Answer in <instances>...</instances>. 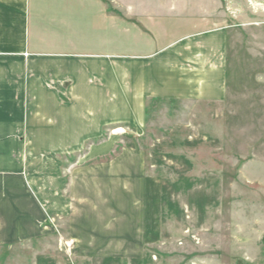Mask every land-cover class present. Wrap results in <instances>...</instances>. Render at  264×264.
<instances>
[{
	"label": "rangeland",
	"instance_id": "rangeland-1",
	"mask_svg": "<svg viewBox=\"0 0 264 264\" xmlns=\"http://www.w3.org/2000/svg\"><path fill=\"white\" fill-rule=\"evenodd\" d=\"M94 5L109 17L94 38L109 55L110 111L139 103L124 98L129 85H150L124 67L152 64L171 96L146 99L142 126H103L108 140L81 152L0 140V182L20 184L0 219V264H264V0Z\"/></svg>",
	"mask_w": 264,
	"mask_h": 264
},
{
	"label": "crops",
	"instance_id": "crops-1",
	"mask_svg": "<svg viewBox=\"0 0 264 264\" xmlns=\"http://www.w3.org/2000/svg\"><path fill=\"white\" fill-rule=\"evenodd\" d=\"M104 13L94 0H0V140L24 144L37 140L80 142L63 151L81 152L82 142H104L108 138H103V126H142L146 99L171 96L156 86L152 64L149 70L134 74L124 67L123 79L133 76L136 82L141 76L149 77L150 85L137 90L128 82L129 93L124 98L139 103L134 105L132 101L118 112L110 111L108 102L103 101L109 92V55L103 50V42L94 38L95 28L99 34L108 31L102 22L95 26V20L109 19L108 15L104 18ZM123 89L125 92L126 86ZM104 145L108 142L91 148L97 150ZM52 155L54 152L49 158ZM10 181L0 182V219H6L5 207L12 212L17 200L9 192L15 185ZM14 187L20 188V184ZM36 194L41 196L40 191ZM9 219L12 222L15 218ZM101 259L102 264L121 262L119 257L110 255Z\"/></svg>",
	"mask_w": 264,
	"mask_h": 264
}]
</instances>
